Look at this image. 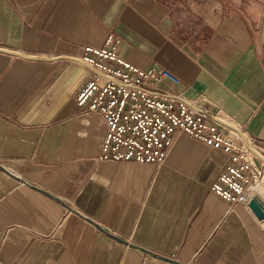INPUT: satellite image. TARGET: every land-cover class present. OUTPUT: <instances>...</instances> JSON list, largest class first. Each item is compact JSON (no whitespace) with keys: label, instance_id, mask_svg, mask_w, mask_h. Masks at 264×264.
Instances as JSON below:
<instances>
[{"label":"crops","instance_id":"obj_1","mask_svg":"<svg viewBox=\"0 0 264 264\" xmlns=\"http://www.w3.org/2000/svg\"><path fill=\"white\" fill-rule=\"evenodd\" d=\"M112 32L264 148V0H0V264H264L260 220L211 192L227 153L178 134L162 165L99 158L76 98Z\"/></svg>","mask_w":264,"mask_h":264},{"label":"built area","instance_id":"obj_2","mask_svg":"<svg viewBox=\"0 0 264 264\" xmlns=\"http://www.w3.org/2000/svg\"><path fill=\"white\" fill-rule=\"evenodd\" d=\"M121 39L109 33L101 46L88 45L81 57L92 77L76 102L101 114L108 125L101 160L165 163L178 134H188L229 155L211 192L230 203L247 204L264 189V148L247 130L220 110L198 107L197 101L166 89L180 83L165 68L142 69L119 54ZM264 232V219L260 220Z\"/></svg>","mask_w":264,"mask_h":264},{"label":"water","instance_id":"obj_3","mask_svg":"<svg viewBox=\"0 0 264 264\" xmlns=\"http://www.w3.org/2000/svg\"><path fill=\"white\" fill-rule=\"evenodd\" d=\"M247 204L259 220L264 219V198L259 193L253 194L252 197L249 199ZM96 226L99 229L104 230L101 226H99V225H96ZM114 238L121 241V242L126 243V241H124L123 239H120L119 237H114ZM143 250H145V249H143ZM164 259L167 261L173 262V260H171V259H168V258H164Z\"/></svg>","mask_w":264,"mask_h":264}]
</instances>
